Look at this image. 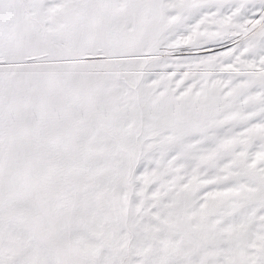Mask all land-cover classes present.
<instances>
[{"label":"snow or ice","instance_id":"obj_1","mask_svg":"<svg viewBox=\"0 0 264 264\" xmlns=\"http://www.w3.org/2000/svg\"><path fill=\"white\" fill-rule=\"evenodd\" d=\"M0 264H264V0H0Z\"/></svg>","mask_w":264,"mask_h":264}]
</instances>
